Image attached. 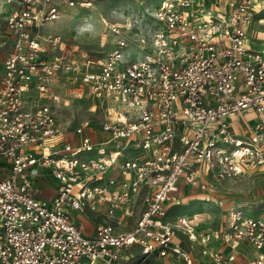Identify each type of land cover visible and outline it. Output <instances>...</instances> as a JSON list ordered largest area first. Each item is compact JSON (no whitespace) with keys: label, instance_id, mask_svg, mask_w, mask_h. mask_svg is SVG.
Instances as JSON below:
<instances>
[{"label":"built area","instance_id":"built-area-1","mask_svg":"<svg viewBox=\"0 0 264 264\" xmlns=\"http://www.w3.org/2000/svg\"><path fill=\"white\" fill-rule=\"evenodd\" d=\"M4 5L0 264H198L197 253L206 264H264V200L248 216L220 188L264 174V45L250 42L264 0L121 7L123 23L104 22L113 46L97 60L40 33L60 6L90 9L93 0ZM60 80L103 118L60 128L55 109L68 103ZM42 176L57 182L49 200L34 187ZM186 187L223 211L220 230H198L173 210ZM72 212L93 214L90 232Z\"/></svg>","mask_w":264,"mask_h":264},{"label":"rangeland","instance_id":"rangeland-1","mask_svg":"<svg viewBox=\"0 0 264 264\" xmlns=\"http://www.w3.org/2000/svg\"><path fill=\"white\" fill-rule=\"evenodd\" d=\"M161 0H93V6L90 9L79 5L69 7L67 5L60 6L59 18L51 24L40 30L41 34L55 33L62 37L64 42L68 43V50L76 52L82 51L89 55L91 59H101L112 48L113 38L105 31V24L119 22L117 12L121 7L135 8L142 11L148 7L151 11L158 7ZM11 5L0 6L3 11L9 10ZM264 23V22H263ZM252 31H250V42L253 50H257L264 45V24L258 19L253 21ZM135 51H131L130 58L134 60ZM58 88L63 94L66 105L56 107V119L59 127L63 130L70 131L84 119L103 118L102 109H96L90 112V108L94 101L82 95L77 96L76 86H70L59 81ZM253 117L244 118L241 121L242 128L245 130L251 125ZM237 125V124H236ZM238 127V125H237ZM5 176V173L0 175ZM53 186L55 183H53ZM221 191L227 200V203H244L242 211L245 215L256 216L259 213L260 202L264 200V174L260 171H253L249 177L237 179L232 183H224L220 185ZM196 194L190 193L184 195V205L173 207L177 213H184L192 216L196 221L198 230H220L224 221L223 211L215 205L205 204ZM237 251L246 254L249 259L253 257V250L250 246L241 245ZM137 252H139L137 250ZM198 259V264H206L205 259L202 260L199 253L194 254Z\"/></svg>","mask_w":264,"mask_h":264},{"label":"crops","instance_id":"crops-1","mask_svg":"<svg viewBox=\"0 0 264 264\" xmlns=\"http://www.w3.org/2000/svg\"><path fill=\"white\" fill-rule=\"evenodd\" d=\"M43 172L44 171H42V173ZM52 182L55 183L54 186H53ZM56 186H57V182L55 180H53L51 177H43L42 176L39 179H37L34 183V187L38 191L37 197L41 198V199H45V200H49L52 198V196L55 193ZM190 193H197V192L193 189H189L186 187L184 190V195H188ZM196 196L202 202H204L201 194H196ZM204 203L205 204H211L212 206L214 205V203H212V202H207V203L204 202ZM184 204H185V202H184ZM72 214L75 216L76 221L81 222L83 224L85 231H87V232L91 231V228L93 226V219H94L93 214L89 213L88 219H84L83 217L78 216L77 213H75V212H72Z\"/></svg>","mask_w":264,"mask_h":264}]
</instances>
